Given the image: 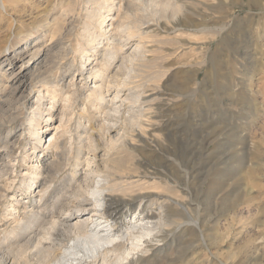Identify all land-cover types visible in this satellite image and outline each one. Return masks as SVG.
Returning a JSON list of instances; mask_svg holds the SVG:
<instances>
[{"label": "rangeland", "instance_id": "obj_1", "mask_svg": "<svg viewBox=\"0 0 264 264\" xmlns=\"http://www.w3.org/2000/svg\"><path fill=\"white\" fill-rule=\"evenodd\" d=\"M5 2L0 258L48 263L56 254L72 258L70 246L90 256L69 234L41 263L18 248L32 236L45 241L49 220L41 218L56 211V199L60 213L75 206L73 182L87 193L90 215L81 211L79 220L96 214L103 229L101 209L90 211L87 198L100 176L105 194L148 195V221L165 216L162 250L154 245L139 264H264V0ZM166 3L181 10L172 15ZM125 28L134 37L123 47ZM108 51L116 54L111 64ZM41 189L50 196L43 201ZM118 209L128 221L136 208ZM105 255L113 258L100 249V259L85 264Z\"/></svg>", "mask_w": 264, "mask_h": 264}, {"label": "bare ground", "instance_id": "obj_2", "mask_svg": "<svg viewBox=\"0 0 264 264\" xmlns=\"http://www.w3.org/2000/svg\"><path fill=\"white\" fill-rule=\"evenodd\" d=\"M5 3H6L5 0H0V8L1 9L2 8L5 9V7H6ZM166 4L167 5L164 4L165 7L167 6L166 8L171 7L172 13H173L172 15H177L179 10H181L179 6H177L173 3H170V4L166 3ZM147 23L148 22H146V21L142 22L141 27L139 28L140 31L138 30L140 33H141V29L145 25H147ZM85 29H86V27H85ZM137 29H138V27H137ZM127 31H128V29H127ZM127 31H126V28L121 31V33H122L121 37L123 38L121 43H122L123 47L129 45L132 41V38L134 37L133 34H130ZM142 32H144V31H142ZM121 43H119V44H121ZM118 48H119V46H118ZM118 50L121 51L120 49H118ZM107 53H108V59L110 60V64H111L115 60L116 54L113 52H109V51ZM25 71L26 70L22 69V67H21L19 69V71L16 73L15 79L17 77H19L18 81H20V79L22 77H24ZM105 82H106L105 86L107 88L106 90L113 87V85H112L113 81L107 80V79L101 80V83H105ZM49 84H51V83H49ZM17 85H18V82H17ZM51 86H52V84H51ZM95 88L100 89V86L99 87L95 86ZM119 90H121V88H118L116 92H119ZM39 93H40V91H39ZM51 93L53 94V92H51ZM51 93L49 95H52ZM93 93L95 94V98L97 99V101H101L103 99L102 98V92L100 93V92H97L94 90ZM127 96H130V95L127 94ZM127 96L125 98H127ZM40 99H41L40 97L36 98V105L40 104ZM51 102L52 103L55 102V97L52 96ZM46 117L47 118H46L45 122H48L51 119V115L48 114V116H46ZM35 125L37 127L33 131V136L36 139V141H39L40 136L38 135V131L36 130V129H38V125L37 124H35ZM11 136L12 135L10 134V137ZM225 164H228V162ZM105 167L107 168L108 166H105ZM55 176H56V174H55ZM36 179L34 182L30 178V181L32 182V184H35L37 182ZM104 179H106V178H104ZM104 179H102V177L98 176V181L97 182L94 181L92 183L93 185H91L92 189L90 190V192L87 190L89 192V195H87V198H88V196L92 197V199H89V200H91V202H92L93 210H90V211L97 213V209L99 208V209H101L100 213H102L104 215V219L106 222L105 221H103V222H105L107 224L105 226H103V229L98 228V226L100 224L96 223V221L98 219L97 215L92 214L91 216H88V219H87V220L90 219V222H88V223H90V227L88 228V232L83 231L85 229V226L87 228L88 223L85 222L84 220H79V217H80V214H82L81 211L84 213L87 211V209H84L85 207L83 208V206H84L83 201L87 200L85 197V194H87V193L84 192L85 190L80 185L73 182V185H71L72 189H70V190H72L70 196H72V198H74L75 206L71 209H65L64 211H66V213H60V210H61L60 208H61L63 199L62 200L56 199L54 201V205L52 207L53 209H55V207H56V211L53 213H51V212L48 214L46 213V215H43L41 218V220H43V223H45L47 218L49 220L48 224H47V225H49V230L47 229L45 231L46 232L45 235L43 234L46 237L45 241H43V242L37 241L36 242V241H34L33 236L32 237L30 236L32 239H29L28 241H26V243L22 246V248H20V249L18 248V251L19 252L28 251L27 252L29 255L28 258L31 257V259H29L30 261L33 260L35 262L41 263L42 262L40 260L41 256H43L44 254H47V252H52L51 251L52 248L55 247L56 245L57 246L59 245L60 242H57V241H59L58 237H64V236L66 237V235H68V234L74 237L73 239H74L75 243H78V245L82 244L84 251L86 253H88L90 256L79 255L74 251L75 247L70 246L69 248H67L66 251L63 248L62 249L65 251V253H68L69 257L72 256V258H67L65 256L64 257L63 256H57V254H56L57 257L56 256L52 257L50 262H48V263L42 262V264H85V262H86L85 258H90L91 260L96 262L97 260L100 259V257H99L100 249L105 250L106 253H111L113 256L112 259H109L106 261V255H105L104 257H102V263L101 264H139V262H141L142 259L146 256V252L149 251L150 249H153V247H155L154 245L161 244V245H157L159 247L156 246L155 248H157L158 250H160V249L162 250V247L164 246V239H163V234L165 233L164 227L166 226V221L164 219L165 216L161 213L162 215H160V216H158L159 214L157 215V217H158L157 221H155V222L153 220H152L153 222L148 221L149 220V212L145 213V211H147L146 201H148V195L146 196L144 194H139L136 196H130L128 198L113 197L111 194H109L107 192H106L107 194L104 193L107 190L106 186H104L105 184L104 185L102 184V182H105ZM108 180H110V179H108ZM70 181H72V180H70ZM45 182L46 181H44L42 185H44ZM32 184L29 183L28 187H32ZM48 193L49 192L47 189H43V190L41 189L40 191H38V194H40L39 195L40 200L43 201V200H46L47 197H50ZM60 195H61V193H60ZM156 195H155V197H156ZM64 197H67V196H64ZM60 198H61V196H60ZM158 199H161V197L158 196ZM166 199H168V198H166ZM168 202H169V200H168ZM117 203H119L118 207L116 206ZM173 203H177V201L173 202ZM147 205H148V203H147ZM158 207L160 210L164 209V208H162V204L160 203V201L158 202ZM118 208H120V210L126 209V212L132 208L133 209L136 208V209L134 211V216L132 218H129L128 221H126L125 220L126 216H123L122 218H120V213H119ZM164 212H165V210H164ZM86 215H90V213L86 212ZM95 215H96V218L94 220ZM152 215H154V214L152 213ZM37 220H40V218L38 219V217H37ZM35 221H36V219H35ZM41 222L37 221V223L36 224L34 223L33 225H37L38 223H41ZM167 224L169 225V223H167ZM28 226H29V224H28ZM46 227H48V226H44V229ZM29 228H30V226H29ZM29 228H27V229H29ZM21 229H23V228H21ZM30 229L32 230L33 228H30ZM21 231H22V233H24L23 230H21ZM28 232H29V230H28ZM24 234H26V233H24ZM27 238L28 237H26V239ZM13 257L11 259L9 257H1L0 258V264H16V261H14L15 258L13 259ZM48 257H49V255H48Z\"/></svg>", "mask_w": 264, "mask_h": 264}]
</instances>
